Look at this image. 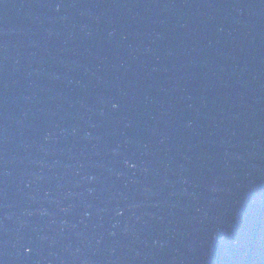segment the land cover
Here are the masks:
<instances>
[{
  "label": "water",
  "instance_id": "water-1",
  "mask_svg": "<svg viewBox=\"0 0 264 264\" xmlns=\"http://www.w3.org/2000/svg\"><path fill=\"white\" fill-rule=\"evenodd\" d=\"M0 264H264V0H0Z\"/></svg>",
  "mask_w": 264,
  "mask_h": 264
}]
</instances>
